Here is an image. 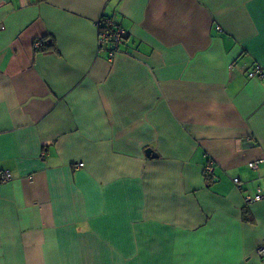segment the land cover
Wrapping results in <instances>:
<instances>
[{"label":"crops","instance_id":"1","mask_svg":"<svg viewBox=\"0 0 264 264\" xmlns=\"http://www.w3.org/2000/svg\"><path fill=\"white\" fill-rule=\"evenodd\" d=\"M257 65L264 0H0V264H264Z\"/></svg>","mask_w":264,"mask_h":264},{"label":"built area","instance_id":"2","mask_svg":"<svg viewBox=\"0 0 264 264\" xmlns=\"http://www.w3.org/2000/svg\"><path fill=\"white\" fill-rule=\"evenodd\" d=\"M99 45L101 48L108 50L109 59L112 60L115 57V54L119 51L120 45L124 42L126 38V30L119 25H116L111 17H103L99 21ZM41 43L37 42V46H40ZM248 77H264V67L257 65L254 69L248 72ZM82 163H79L78 166H81ZM250 166L257 168V162H251ZM205 171L208 174L214 173V167L210 163L206 166ZM12 179V173L9 170L0 168V182H7ZM235 183L240 184L241 181L239 178L234 179ZM264 195L260 186L256 188L255 193L247 194L244 197L246 205H250L256 201L263 199ZM259 256L264 257V238L257 250Z\"/></svg>","mask_w":264,"mask_h":264},{"label":"trees","instance_id":"3","mask_svg":"<svg viewBox=\"0 0 264 264\" xmlns=\"http://www.w3.org/2000/svg\"><path fill=\"white\" fill-rule=\"evenodd\" d=\"M105 17H108V16H105ZM48 44H49V43L46 42V43L44 44V46H42V47L40 48V50H46ZM207 177H208V179L212 178L209 174L207 175ZM245 220H249V217H248V211H247V210L245 211Z\"/></svg>","mask_w":264,"mask_h":264},{"label":"water","instance_id":"4","mask_svg":"<svg viewBox=\"0 0 264 264\" xmlns=\"http://www.w3.org/2000/svg\"><path fill=\"white\" fill-rule=\"evenodd\" d=\"M146 153L148 156H154V157L157 156V154L151 148L147 149Z\"/></svg>","mask_w":264,"mask_h":264}]
</instances>
